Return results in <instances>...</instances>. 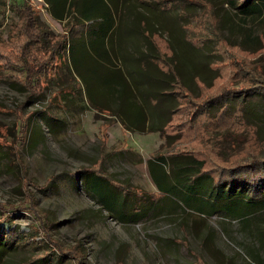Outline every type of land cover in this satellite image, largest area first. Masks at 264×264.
I'll return each instance as SVG.
<instances>
[{"label": "rangeland", "instance_id": "obj_1", "mask_svg": "<svg viewBox=\"0 0 264 264\" xmlns=\"http://www.w3.org/2000/svg\"><path fill=\"white\" fill-rule=\"evenodd\" d=\"M22 1L0 0V206L11 218L10 224L0 223V229L15 228L24 235V240L9 244L2 264H26L46 255H52V264H76V260L59 258L43 231L37 228L33 214L22 208L28 199L26 192L34 195L36 210L50 217L48 237L69 250L72 257L83 255V264H259V258L264 259L263 209L250 212L247 220L221 211L205 216L188 208L182 198L165 194L141 205L144 214L138 217L132 212L133 201L127 196L128 191L123 188L120 193L126 200L118 198V201L124 202L122 210L128 217L121 221V215L110 213L96 196L88 193L87 173L82 170L99 158H103L102 172L106 178L135 188L147 199V195L159 193L148 169L149 161L157 154L193 149L208 153L215 147L216 153L228 161L243 150L246 140L227 138L222 133L203 136L190 131L194 124L188 121V115L192 112L185 110L174 122V132L170 133L189 140L185 138L169 147L160 132L127 131L118 121L96 111H105L109 80L114 84L125 80L127 92L134 84L140 87L148 75L141 73L140 77H135L138 75H132V66L122 67L119 57L109 67L116 70L107 73V68L89 46L97 27V24L90 25L91 22L74 27L73 51L58 46L61 39H70L71 21L61 23L53 19L42 0L28 2L50 36L39 37L40 44L36 47L43 53L53 54L49 68L55 77L40 97L28 100L29 92L13 78L16 77L14 57L25 41L23 22L17 10ZM149 1L158 6L139 10L149 17L150 28L145 29L156 33L155 41L162 55L154 61L158 68L152 66V72L160 69L169 73L175 66L181 81L198 95V82L211 84L219 76V68L224 79L222 83L216 81V89L209 93L215 95L224 87L239 89L242 85L230 83L228 78L229 63L234 61L232 55L235 54L249 61L259 59L264 78V52L258 58L260 55L248 56L241 51H255L264 44L263 10L259 14H247L231 6L228 0H211L226 36L241 47L231 49L221 45V62L215 39L203 36L207 29L204 30L200 22L208 17V10L202 13V7L194 0ZM105 3L116 6L119 0H105ZM113 16L118 25V17L115 13ZM124 25L131 37L136 34V21L134 24L129 18ZM206 27L210 33V25ZM5 60L10 62V71L4 66ZM128 62H131L129 58ZM157 79L167 80L165 90L169 89L170 77L164 78L158 73ZM112 92L113 84L111 95ZM246 102L244 131L255 133L262 147L260 156L264 157V96L249 97ZM169 104L165 103V107ZM174 105L175 101L170 106ZM161 109L155 117L165 114ZM27 117L29 130L22 121ZM155 119H151L147 127ZM183 123H187L185 127L181 126ZM22 130L25 131L20 132ZM238 136H242L240 132ZM171 163L168 158L165 168L169 169ZM107 197L106 204L113 203L109 195Z\"/></svg>", "mask_w": 264, "mask_h": 264}, {"label": "trees", "instance_id": "obj_2", "mask_svg": "<svg viewBox=\"0 0 264 264\" xmlns=\"http://www.w3.org/2000/svg\"><path fill=\"white\" fill-rule=\"evenodd\" d=\"M137 1L136 4L129 0H119L116 6H112L105 3V0H44L53 19L61 23L71 21L72 34L70 39H61L57 44L58 46H62L65 50L68 49L69 52L73 51L71 38L74 36V27L80 23L91 22L90 25L97 24V27L93 31L89 46L94 56L107 68V73L110 74L116 70V68L111 70L109 67L119 57L122 67L132 66V75H138L135 77H140L141 73L148 75L146 77L148 80L144 78L140 87L134 84L133 87L127 88V92H125V86H127L125 80L115 84L112 83V79L109 80L110 86L107 88L109 97L105 100V105H102L105 107V111L102 109H96V111L111 117L113 120H119L122 127L127 131L160 132L165 139L164 144L170 147L173 143L182 142L185 138L188 139V137L180 134L172 135L170 132H174V122L180 114L189 110L192 113L188 115V121L194 124L190 127V131L194 130L195 133H201L203 136H206L207 133H222V136L227 138H237L239 141L245 139V147L233 155V161H231L232 159L228 161L222 159L216 153L215 147L208 153L206 150L193 149L157 154L149 161L148 169L159 193L147 195V199L144 195H140L135 188L115 184L114 181L106 178L102 172L103 158H99L96 163L82 170V172L87 173L86 189L88 193L96 196L104 209L106 208L112 214L121 215V221L127 220L128 217L122 210L124 202L119 203L118 201V198L126 200L125 196L123 197L120 193L123 188L128 191L127 196L131 197L130 199L133 201L132 212L138 214V217L144 214L141 205L154 201L152 198L172 194L182 198L188 208H193L205 216H212L215 212L221 211L226 214L238 215L237 218L247 220L248 215L253 211L264 210V157L260 156L262 147L254 132L244 131L247 127L245 112L247 99L254 96H264V78L261 77L259 59L254 58V60L249 61L248 58L232 55L234 61L229 63L231 73L228 78L230 83H242L241 87L232 89L230 86H223L224 88L219 94H209L216 89L217 82L222 83L221 80L224 79L221 69L218 68L219 76L216 80L211 84L198 82L199 94L194 95L181 81L175 66L169 73L160 69L157 70V73L152 72V66L158 68L154 61L162 58V55L159 45L155 41L156 33L148 31L150 29H145V27L150 28V19L143 12H140L139 8H156L158 5L149 0ZM194 3L202 7V13L208 10V17L200 22L202 28L207 29L203 36L208 35V37L215 39V45L218 47L216 53L221 57V60L218 61L222 62L221 45L231 49H239L240 46L226 36L213 1L194 0ZM228 3L247 14H259L262 10L264 11V0H228ZM17 10L20 13V20L23 22L22 34L25 41L19 45L14 57L13 74L16 77L13 78L18 81L15 83L29 92L28 100H31L40 97L55 77L49 68L54 56L53 54L48 55V52L43 53L36 47L40 44L39 37L44 35V38H50V36L46 28L40 25L38 18L34 16L35 11L31 9L28 0H23ZM114 13L118 17V25H115ZM202 13L201 18L205 12ZM126 17L127 19L124 21ZM129 18H132L134 24L136 21V34L132 37L128 34L127 29H124V23ZM201 18L199 17V19ZM207 24L211 27L210 33L209 28L206 27ZM261 44L262 47L255 51L246 49L241 51L248 56L260 55L258 56L260 58L261 53L264 52V44ZM171 52L173 55V51ZM128 58L131 62H128ZM6 61L4 66L10 71V62ZM151 72L153 78L150 76ZM158 73L164 78L170 77L168 90H165L167 80L157 79ZM112 84L113 92L111 95ZM137 89L140 91V95ZM59 91L63 92L62 90ZM55 95L56 92L53 93V98ZM197 100L200 103H196ZM236 100L239 101L236 102ZM174 101L176 105L171 107L170 105ZM169 102L170 104L165 107V103ZM160 108L165 114L161 117H155ZM1 109L2 106L0 105ZM154 118L157 119L147 127L148 122ZM22 121L29 130V118H22ZM186 124L183 123L181 126L185 127ZM239 132L241 137L238 136ZM194 143L197 145L195 141ZM168 158L172 160V163L169 165V169H166L165 164ZM186 187L188 188L187 192ZM26 195L28 199L22 208L33 214L37 228L43 231L48 244L56 250L59 258L62 260L72 259L76 260V264H83V255L72 257L73 254L69 250H65L56 241L48 237L49 215L36 210L35 197L31 195V192H26ZM107 195L113 203L107 202L106 204ZM10 221V215L0 206V223L10 224ZM18 239L24 240V235H21L17 229H0V264L4 261L9 244H13ZM46 256L26 264L36 262L52 264V255ZM259 264H264V259L259 258Z\"/></svg>", "mask_w": 264, "mask_h": 264}, {"label": "crops", "instance_id": "obj_3", "mask_svg": "<svg viewBox=\"0 0 264 264\" xmlns=\"http://www.w3.org/2000/svg\"><path fill=\"white\" fill-rule=\"evenodd\" d=\"M109 117V116H108ZM111 118V117H110ZM112 119V118H111ZM114 120H116V121H118V124H120V122H119V120H117V119H114ZM121 126V125H120Z\"/></svg>", "mask_w": 264, "mask_h": 264}, {"label": "built area", "instance_id": "obj_4", "mask_svg": "<svg viewBox=\"0 0 264 264\" xmlns=\"http://www.w3.org/2000/svg\"><path fill=\"white\" fill-rule=\"evenodd\" d=\"M42 2L44 3V0H42ZM44 5H46L45 3H44ZM47 7V6H46Z\"/></svg>", "mask_w": 264, "mask_h": 264}]
</instances>
